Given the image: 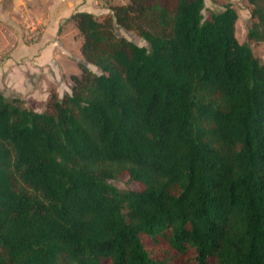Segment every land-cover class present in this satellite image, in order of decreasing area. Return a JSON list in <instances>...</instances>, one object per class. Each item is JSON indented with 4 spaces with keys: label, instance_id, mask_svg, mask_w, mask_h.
<instances>
[{
    "label": "trees",
    "instance_id": "obj_1",
    "mask_svg": "<svg viewBox=\"0 0 264 264\" xmlns=\"http://www.w3.org/2000/svg\"><path fill=\"white\" fill-rule=\"evenodd\" d=\"M244 2L264 43V0ZM203 8L74 13L69 92L40 112L0 92V264H264V64L231 5Z\"/></svg>",
    "mask_w": 264,
    "mask_h": 264
},
{
    "label": "crops",
    "instance_id": "obj_2",
    "mask_svg": "<svg viewBox=\"0 0 264 264\" xmlns=\"http://www.w3.org/2000/svg\"><path fill=\"white\" fill-rule=\"evenodd\" d=\"M38 1L40 6L32 9L29 0H10L11 7L19 8L29 37L21 41L18 26L16 31L12 30L15 39L0 31L2 49L8 48L5 58L0 59V92L6 99L39 101L38 105L43 103V108L50 92L62 96L57 89L62 76L65 75L68 85L69 76L79 75L77 63L82 62V39L70 17L74 13H89L100 20L111 15L110 7L124 5L127 0ZM62 3H65L64 8ZM21 4L25 7L21 8ZM30 29L34 31L30 33ZM69 90L66 87L64 93Z\"/></svg>",
    "mask_w": 264,
    "mask_h": 264
},
{
    "label": "rangeland",
    "instance_id": "obj_3",
    "mask_svg": "<svg viewBox=\"0 0 264 264\" xmlns=\"http://www.w3.org/2000/svg\"><path fill=\"white\" fill-rule=\"evenodd\" d=\"M25 1V0H24ZM30 7L29 8H36L40 6L38 0H29ZM204 2V8L202 10V15L204 19H208L212 13H218L221 12L225 5H231L237 12L238 19L235 26V35L237 40L240 43H244L249 46L253 56L257 58L260 63L264 64V43L261 42H254L249 41L246 38V32L247 28L249 27V8L247 7L244 0H203ZM62 7H65V3L61 4ZM21 8L25 7V4L19 5ZM17 9L11 7L10 0H0V31H3L7 37H11L15 39V36L12 35V30H15L16 26H18L22 32L21 34V41L25 42L27 41V37H29V33L26 31V28L23 27V16L20 14L19 8ZM105 18V17H104ZM104 18H101L103 20ZM29 25V24H28ZM115 33L118 37H123L129 41H132L134 44L138 46H143L145 48H148L147 43L142 40L141 38L134 36L128 32H125L120 27L115 26ZM16 31V30H15ZM41 31V30H40ZM26 33V34H25ZM15 42L16 40H13ZM2 42L3 40L0 38V59H4L5 56L8 53V48L2 49ZM89 69H91L93 72H96V70L88 66ZM80 76V70L79 75ZM63 79L61 80V84L58 85L57 89L59 91V94H63L67 89H70L72 83L70 80V76L67 78V81H65V75L62 76ZM67 85V86H66ZM10 100V99H9ZM22 106L35 109L36 111L40 112L43 110L42 105L43 103H39V101H28L27 99H20ZM37 102V103H36ZM110 184H112L114 187H116L119 190L124 189H137L138 186L135 183H132L128 180L126 176H120L117 180L111 181Z\"/></svg>",
    "mask_w": 264,
    "mask_h": 264
},
{
    "label": "built area",
    "instance_id": "obj_4",
    "mask_svg": "<svg viewBox=\"0 0 264 264\" xmlns=\"http://www.w3.org/2000/svg\"><path fill=\"white\" fill-rule=\"evenodd\" d=\"M29 31H30V33H31V32H33L34 30L30 29Z\"/></svg>",
    "mask_w": 264,
    "mask_h": 264
}]
</instances>
